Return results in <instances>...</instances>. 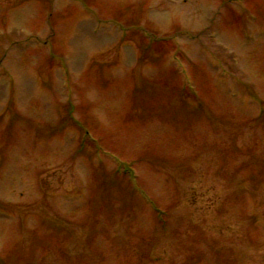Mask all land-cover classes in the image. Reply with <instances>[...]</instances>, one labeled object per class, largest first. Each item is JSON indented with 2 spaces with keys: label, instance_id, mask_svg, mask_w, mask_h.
I'll return each instance as SVG.
<instances>
[{
  "label": "rangeland",
  "instance_id": "obj_1",
  "mask_svg": "<svg viewBox=\"0 0 264 264\" xmlns=\"http://www.w3.org/2000/svg\"><path fill=\"white\" fill-rule=\"evenodd\" d=\"M0 264H264V0H0Z\"/></svg>",
  "mask_w": 264,
  "mask_h": 264
}]
</instances>
